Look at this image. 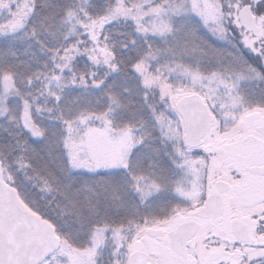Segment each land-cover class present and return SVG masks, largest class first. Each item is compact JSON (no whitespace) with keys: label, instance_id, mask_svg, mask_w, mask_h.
<instances>
[{"label":"snow or ice","instance_id":"1","mask_svg":"<svg viewBox=\"0 0 264 264\" xmlns=\"http://www.w3.org/2000/svg\"><path fill=\"white\" fill-rule=\"evenodd\" d=\"M0 264H264V0H0Z\"/></svg>","mask_w":264,"mask_h":264}]
</instances>
